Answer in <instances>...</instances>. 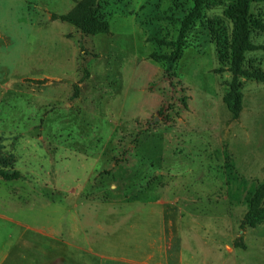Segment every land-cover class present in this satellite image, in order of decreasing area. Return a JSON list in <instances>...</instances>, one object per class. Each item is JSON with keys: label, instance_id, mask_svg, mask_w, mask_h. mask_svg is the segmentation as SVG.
Here are the masks:
<instances>
[{"label": "rangeland", "instance_id": "1", "mask_svg": "<svg viewBox=\"0 0 264 264\" xmlns=\"http://www.w3.org/2000/svg\"><path fill=\"white\" fill-rule=\"evenodd\" d=\"M80 1L0 0V264H264V220L242 224L264 183V83L242 79L229 113L208 30L231 29L222 9L167 72L151 54L189 0H98L95 36L60 18ZM244 67L264 71V51Z\"/></svg>", "mask_w": 264, "mask_h": 264}, {"label": "trees", "instance_id": "2", "mask_svg": "<svg viewBox=\"0 0 264 264\" xmlns=\"http://www.w3.org/2000/svg\"><path fill=\"white\" fill-rule=\"evenodd\" d=\"M192 8L180 21L176 41L167 44L171 51L169 54L152 53L151 58L164 65L165 71L173 69L174 64L181 58L182 51L186 47L185 35L194 21L200 19L204 10L221 8L222 15L230 24L231 29L214 22L208 26L209 39L214 45L215 57L219 64L217 73L224 70L230 73V79L223 96V102L229 113L237 117L241 110L242 79L264 83V71L246 69L244 67L245 54L248 52L263 50L264 46L255 45L252 42V34L263 32L264 25L259 17L251 13L254 3L264 5V0H189ZM99 1L81 0L67 14L62 15V21L75 27L83 34L95 36L109 32V23L98 15ZM264 220V183L254 192L249 201V208L243 218L242 224L255 226Z\"/></svg>", "mask_w": 264, "mask_h": 264}, {"label": "crops", "instance_id": "3", "mask_svg": "<svg viewBox=\"0 0 264 264\" xmlns=\"http://www.w3.org/2000/svg\"><path fill=\"white\" fill-rule=\"evenodd\" d=\"M164 213H166V212H164ZM164 213H161V214L166 216V214H164ZM176 214H177V211H175V216H176ZM164 222L165 223H164L163 227L165 229H164V233H163L164 235L162 237H163L165 246L168 247L169 249H171V248L176 247V245H177L176 240L178 239L179 231H178V229H176V225L174 224V223H176L175 220L167 219V220H164ZM136 232H137V230L135 231V233ZM148 237H151V239L149 240L150 244L148 242V246H153V242L156 241V237H154L152 235H149Z\"/></svg>", "mask_w": 264, "mask_h": 264}, {"label": "water", "instance_id": "4", "mask_svg": "<svg viewBox=\"0 0 264 264\" xmlns=\"http://www.w3.org/2000/svg\"><path fill=\"white\" fill-rule=\"evenodd\" d=\"M98 1V0H97Z\"/></svg>", "mask_w": 264, "mask_h": 264}]
</instances>
